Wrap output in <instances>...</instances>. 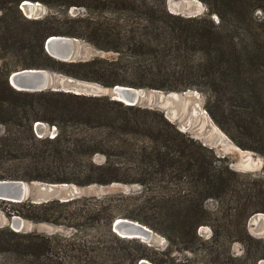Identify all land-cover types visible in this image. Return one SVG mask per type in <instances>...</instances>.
<instances>
[{
  "label": "trees",
  "instance_id": "obj_1",
  "mask_svg": "<svg viewBox=\"0 0 264 264\" xmlns=\"http://www.w3.org/2000/svg\"><path fill=\"white\" fill-rule=\"evenodd\" d=\"M22 1L0 0V179L137 183L141 189L18 202L10 215L77 233L66 237L1 227L0 264H141L144 259L258 264L264 259V239L248 227L252 215L264 213V178L233 170L225 157L158 109L109 95L23 91L9 81L16 70L44 68L107 87L197 90L212 120L236 145L264 156V0H202L208 12L194 17L171 12L167 0H30L52 10L42 18L26 17ZM71 7L86 13L57 17L55 12ZM97 13L110 19L99 20ZM53 35L76 37L116 56L61 61L45 48ZM38 121L55 126L57 133L39 137ZM97 155L105 162L97 163ZM212 199L215 209L208 207ZM119 217L161 233L166 249L119 236L113 230ZM202 226L210 227L208 238L199 233ZM234 243L245 246L241 255L232 251Z\"/></svg>",
  "mask_w": 264,
  "mask_h": 264
},
{
  "label": "rangeland",
  "instance_id": "obj_2",
  "mask_svg": "<svg viewBox=\"0 0 264 264\" xmlns=\"http://www.w3.org/2000/svg\"><path fill=\"white\" fill-rule=\"evenodd\" d=\"M33 2V1H32ZM36 4V14L29 15L25 9H22L24 15L28 18L39 17L42 18L48 13H51L52 10L43 4L42 2H33ZM22 4V3H21ZM168 9L175 13L180 14L185 17H194V16H204L207 14L208 9L207 5L202 0H167ZM57 17L61 19H66L67 17H75L86 13L82 8L71 7L67 12L63 10L55 12ZM1 14V12H0ZM85 15V14H84ZM259 17H262L260 11L257 12ZM96 18L99 20H104L107 14H96ZM211 18L218 21L217 15H212ZM107 19H110L109 15ZM79 53L83 59H91L95 57L102 58H113L116 56V53L113 51H106L96 48L94 45L80 39ZM1 64V59H0ZM54 81L61 88H83L90 90L92 92H99L103 95L106 92L103 86L98 82L86 81L73 78L64 73L54 72L53 75ZM111 88V87H110ZM147 101L146 103L141 104L142 107H149L158 109L164 112L165 117L171 122L175 123L178 128L189 134L191 137L198 139L203 144L213 148L220 157H225L228 160L229 166L240 173L249 174L252 177H262L264 178V156L254 150L243 149L236 145L234 141L212 120L211 116L204 107L205 96L201 92L193 89H189L182 92H166V91H155L147 88ZM158 100L159 105L150 106L153 102ZM161 101V103H159ZM155 104V103H154ZM47 124V123H46ZM48 134L46 136L53 137V131L55 133L57 130H53L54 126L47 124ZM217 127L218 129H216ZM3 132V127H0V134ZM224 135V136H223ZM45 137V136H44ZM126 158V157H125ZM121 157H114L113 160L117 163L128 162L127 159ZM94 160L101 164L104 163L106 158L103 155H97ZM38 182V181H35ZM39 183V182H38ZM71 186V189H75V198L82 196H104L114 193H133L136 194L140 191L141 187L137 183L126 184V183H112L109 185H98L93 184L89 186H78L73 183H68ZM58 199V198H53ZM52 199V200H53ZM30 200V199H29ZM27 201V200H25ZM32 201V199H31ZM18 204V202H10L5 200H0V228L4 226H9L11 229L18 231L19 229L10 224L14 216L9 214L11 209ZM208 207L210 209H215L217 207L216 200H210L208 202ZM254 218L251 224L248 223L249 231L254 237L264 239V213L257 212L252 215ZM21 217V216H19ZM25 221L24 227L19 230L21 232H37L42 234H52L59 233L63 234L66 237H71L76 234L74 228L65 226V225H55L46 222H33L21 217ZM124 218V217H119ZM118 219V218H117ZM133 220V219H132ZM136 221V220H134ZM250 221V220H249ZM152 229V228H151ZM154 231V237L151 241H144L140 238V241L147 243L151 246L158 247L161 250H165L167 247L166 238L159 232ZM211 229L208 226H202L199 228V233L204 237L208 238L211 234ZM82 234V233H81ZM84 234V233H83ZM245 250V246L242 243H234L232 246V251L236 255H241ZM1 259V258H0ZM145 260V259H144ZM143 261V260H142ZM149 262V261H148ZM2 263V260H0ZM142 263V262H141ZM150 263V262H149ZM151 264V263H150ZM258 264H264V259H261Z\"/></svg>",
  "mask_w": 264,
  "mask_h": 264
},
{
  "label": "water",
  "instance_id": "obj_3",
  "mask_svg": "<svg viewBox=\"0 0 264 264\" xmlns=\"http://www.w3.org/2000/svg\"><path fill=\"white\" fill-rule=\"evenodd\" d=\"M36 4L30 0L22 1L21 8L29 15L36 14ZM39 18V17H35ZM81 40L76 37L53 35L48 37L45 43L47 52L54 58L66 61H85L80 56L79 47ZM54 72L44 68H25L12 72L9 76L10 84L18 90L38 92L44 90H64L76 94L103 95L99 92H92L83 88H61L53 79ZM104 94L109 95L112 99L121 101L127 105L140 106L147 101V88H137L127 85H115L113 87L104 88ZM155 90V89H152ZM156 91V90H155ZM161 91V90H157ZM155 103V104H154ZM156 102L150 104L159 105ZM161 103V101L159 102ZM48 125L38 121L35 123V129L39 137L46 136ZM57 128L54 126L53 130ZM57 133V132H56ZM53 131V134H56ZM48 134V133H47ZM39 182V183H38ZM25 181L18 179H0V200L10 202H23L31 200L34 203H42L58 198L67 201L75 198V189H71L68 183H48V182ZM254 217L250 218L249 224L253 222ZM14 227L21 230L25 221L14 216L10 221ZM18 230V231H19ZM113 230L123 238H140L144 241H151L154 237V231L147 225L128 218H118L113 224ZM141 264H150L147 260H143Z\"/></svg>",
  "mask_w": 264,
  "mask_h": 264
},
{
  "label": "bare ground",
  "instance_id": "obj_4",
  "mask_svg": "<svg viewBox=\"0 0 264 264\" xmlns=\"http://www.w3.org/2000/svg\"><path fill=\"white\" fill-rule=\"evenodd\" d=\"M216 129H218L217 127H215ZM224 136V135H223Z\"/></svg>",
  "mask_w": 264,
  "mask_h": 264
}]
</instances>
